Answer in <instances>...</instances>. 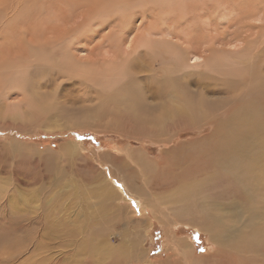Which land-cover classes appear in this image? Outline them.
<instances>
[{"label":"rangeland","instance_id":"1","mask_svg":"<svg viewBox=\"0 0 264 264\" xmlns=\"http://www.w3.org/2000/svg\"><path fill=\"white\" fill-rule=\"evenodd\" d=\"M91 5H97V11L101 14H92L90 20L84 21L88 12L86 8ZM108 7L109 0H0V55L4 49L12 46L1 44H7L3 38L16 39L17 43L20 42L18 29L23 25L27 33L33 31L31 35L25 36L26 39L51 38L58 33V30L59 32L67 30V34H70L73 28L81 27L82 30L79 28L74 32L81 43L76 47L78 50L84 48L85 51L78 53L70 46L72 52L77 57L100 56L99 59H107L108 51L105 50L109 49V45L106 37L111 33L112 24L120 21V17H112L114 15L109 12ZM86 22H94L88 25L89 32L93 30L91 33L87 30L84 32L86 26L82 24L86 25ZM94 25L97 28H94ZM69 36L64 38L67 39ZM64 45H67V40L62 42L61 46ZM102 53L106 57H102ZM27 60L23 61L25 63L30 61ZM11 61L9 63L11 68H8L5 74L0 69L2 73L0 92L9 89L7 92L11 93L13 102L6 106L0 104V264L6 262L7 264H173L175 256L181 255L179 252L176 253V248L168 249L171 247L169 239L184 242L185 237L187 243L192 244L194 249H191L197 256H209L214 248L209 242V235L200 226L204 221L210 222L205 211L212 205H219L229 212L241 209L243 215L250 217L257 225V232L264 229L262 213L258 212V217H255L257 209L264 210V133L257 145H253L251 142L253 139H250L248 144L235 147L239 151L244 149L241 155L231 149V152H222L215 159L204 158L203 146L197 143L191 149L189 147L194 145H188L210 135L213 131L212 125L204 126L199 130L201 123H197L192 127L194 129L186 128L184 131L177 126L158 139L141 129L135 130L127 120L122 121L119 111H114L115 107L111 106L110 116L100 122L94 118L97 117L96 105L100 104V98L106 90H102L94 83L83 84L77 79L66 76L57 82L55 80L45 89L54 96L53 103L58 106L44 117L39 116L38 120L23 122L27 120L23 118L24 116L33 113L34 106L28 105L32 103L27 97L28 90L25 84H22V87L24 86L22 90L14 85L16 82L10 83L8 80V83L3 82L6 74H17L15 72L17 67L13 63L18 61ZM48 69L61 74L56 66ZM25 71V79H27V71L30 74L34 68L29 66ZM163 77L164 74L161 73L159 78ZM22 92H26L25 96ZM15 94L18 97H13ZM24 103L26 105L22 106ZM20 109L22 112L19 111ZM13 110L17 117L22 115L21 119L9 118ZM230 114L232 113L225 114L222 120L227 119ZM72 121L80 122L81 125L73 127ZM99 122L100 126H98ZM180 131L181 133L169 145L162 144V141H168ZM7 142L8 144H5ZM184 143H189L185 146L189 148L188 161L191 163H184L180 167L188 166L182 174L184 176L182 179L175 178V175L174 179H167L165 170L151 169L145 164L140 165L135 162L136 152H142L146 157L160 162L161 158L165 157L164 151L175 149L177 146L179 148V144ZM121 150L123 152H120ZM111 163L122 167L127 175L125 183L127 182L126 184L137 195L149 197L152 206L153 201H158L156 203L158 208L160 205L165 207L167 212L163 214L166 216L164 222L159 216L150 212L149 206L143 214L139 201L132 194L123 197L118 190L117 182H112V185L119 192L115 190L120 199L110 194L107 181L101 177V173L110 179L107 171ZM99 175L104 179V184L98 183ZM180 182H186L190 186L189 193L181 201L184 205L168 203L166 196ZM123 185L127 192L129 188L124 183ZM121 197L129 201H126L128 205L123 203ZM147 204L149 205L148 202ZM187 207L189 213H186ZM173 208L180 209L182 219L175 221ZM199 215L202 219L197 218ZM144 217L146 219L143 226L146 229L138 231L136 220H143ZM246 232L247 229L244 230L245 234ZM43 236L45 238L47 236L48 240L44 239L45 242L35 259H29L33 245L38 244ZM46 251L50 257L46 258ZM244 252L236 250L230 254L238 260L239 255L243 256ZM210 257H207L206 264L211 263ZM251 261L248 260L245 264ZM214 262L213 260L212 263Z\"/></svg>","mask_w":264,"mask_h":264},{"label":"bare ground","instance_id":"2","mask_svg":"<svg viewBox=\"0 0 264 264\" xmlns=\"http://www.w3.org/2000/svg\"><path fill=\"white\" fill-rule=\"evenodd\" d=\"M86 9L88 12L84 21L90 20L92 14H101L97 11V5H91ZM108 9L114 15L112 17H120V21L112 24L111 33L106 37L109 45V49L105 50L108 51L107 59H99L100 56L97 58H91L92 56L77 57L72 52L70 46L78 53L85 51L84 48L78 50L76 47L81 43L78 41V35L74 32L81 27H75L73 31L69 30L70 34H67V30L64 32L58 30V33L51 38L26 39L25 36L31 35L33 31L27 33L26 27L23 25L18 29L20 42L17 43L15 38V40L3 38L7 44H1L12 46L4 49L0 55L1 72L5 74V71L11 68L10 60L18 61L13 63L17 67V71H15L17 74H6L3 77V82H16L14 85L19 86L22 90L24 89L22 84H25L28 90L27 97L32 103L28 105L34 106L33 113L24 116L23 118L27 120H23V122L38 120L39 116L44 117L58 106L53 103L54 96L47 93L45 89L55 80L57 82L66 76L77 79L83 84L94 83L102 90H106V93L101 94L100 104L96 105L97 117L94 118L100 122L110 116L111 106L115 107L114 111H119L122 121L127 120L135 130L141 129L158 139L163 137L168 130L175 129L177 126H180L181 131L186 128L194 129L192 127L197 123H201L199 124L201 127H198L199 130L204 126H213L210 135L198 139L194 144H179V148L177 146L175 149L164 151L163 156L165 157L161 158L160 162L146 157V154L142 152L135 153L136 163L145 164L155 170H165L167 179H174V175L177 179L184 177L182 174L185 173L188 166L180 167L184 163L190 162L188 161L190 152L187 151L189 148L193 149L197 143L203 146L204 158L211 159L217 158L222 152H231V149L241 155L244 149L239 151L235 147L248 144L250 139H253L251 141L253 145H257L264 133V0H109ZM91 23L82 24L86 26L84 32L90 31L88 27L92 25ZM105 25L102 24L104 28H106ZM91 27L93 28V26ZM94 28L97 27L94 25ZM65 34L70 36L66 39L64 38L67 37ZM65 40H67V45L61 46ZM101 56L106 57L104 54ZM27 59L30 61L25 63L23 60ZM29 66H32L34 71L30 74L27 71L28 78L25 79V70ZM53 66L58 67L61 74L48 69ZM161 73L164 74L163 78H159ZM108 90L110 92H107ZM7 91L9 89L0 92V104H4V106L12 102L11 93ZM25 93L22 92L24 96ZM16 95L13 97H18ZM21 105L19 106L21 107ZM25 105L24 103L22 106ZM14 110L10 112L9 118L21 119L22 115L17 117ZM230 112L232 114L222 120L223 116ZM72 123L73 127L81 125L80 122L72 121ZM100 125L101 123L98 126ZM181 131L177 135L174 134L175 136L169 138L168 141H162V144L169 145ZM185 144L194 146L186 148ZM15 148L13 149L15 150ZM16 151H14L15 154ZM186 157L188 159H185ZM167 164L168 166L164 168ZM108 167L107 172L110 179L103 173L100 175L106 179L110 194L114 198L120 199L119 192L112 185V182H117L118 190L123 194V197L129 193L132 194L139 201L143 214L149 206L150 212L159 216L164 222L166 216L163 214L167 212L165 207H161L159 204L158 208L156 206L158 201H153L152 206L149 197L137 195L126 184L127 182L125 183L127 175L121 166L111 163ZM133 167L131 166V168ZM100 175L99 178L97 177V181L101 185L105 181L101 179ZM122 182L130 192L128 189L127 192L124 190ZM240 186L242 185L240 184ZM189 189L190 186L186 182H180L166 196V201L183 204L181 201L187 196ZM123 197H121L123 203L128 205L126 201H129ZM146 202L149 205H146ZM189 205L193 207V205ZM188 207L186 213H189ZM97 209L100 207L97 206ZM102 209L105 208L102 207ZM258 210L260 209L255 211V217H258V212L262 213L264 224V210ZM173 211L176 217L175 221L183 218L180 209ZM205 214L210 222L204 221L200 227L209 235V242L213 245L214 251L211 250L213 252L209 256H197L191 249L193 248L192 244L187 243V237L183 238L184 242L169 239L171 247L168 249L176 248V253L179 252L181 255L175 256L173 264L179 262H181L179 264H206V262L208 263L207 257L210 256L211 263L213 260L215 261L212 264H245L248 260H252L249 264H264V229L257 232V225L252 222L250 217L244 216L241 209L229 212L219 205H212L206 208ZM193 216L192 214V218ZM145 217L142 218L143 220H136L135 225L138 231L146 229L143 226ZM197 218H201L200 215ZM245 229H247V234L244 233ZM46 238L45 236L40 238L38 244L35 241L36 245H33L28 256L29 259H35ZM236 250H243V252L246 250L243 256L239 255V261L230 254ZM143 253L145 252L143 251ZM140 256L142 257V254ZM47 257H50V254L46 251ZM11 259L13 260V258Z\"/></svg>","mask_w":264,"mask_h":264},{"label":"snow or ice","instance_id":"3","mask_svg":"<svg viewBox=\"0 0 264 264\" xmlns=\"http://www.w3.org/2000/svg\"><path fill=\"white\" fill-rule=\"evenodd\" d=\"M201 251H203V249H201Z\"/></svg>","mask_w":264,"mask_h":264}]
</instances>
